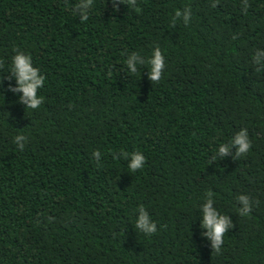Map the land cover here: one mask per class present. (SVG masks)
<instances>
[{"label": "trees", "instance_id": "trees-1", "mask_svg": "<svg viewBox=\"0 0 264 264\" xmlns=\"http://www.w3.org/2000/svg\"><path fill=\"white\" fill-rule=\"evenodd\" d=\"M77 3L0 0V264H264V0H94L84 23ZM16 51L45 76L35 110L14 91ZM242 128L248 153L220 156ZM136 151L133 173L119 156ZM207 193L231 224L218 253ZM140 206L152 235L134 226Z\"/></svg>", "mask_w": 264, "mask_h": 264}, {"label": "clouds", "instance_id": "clouds-1", "mask_svg": "<svg viewBox=\"0 0 264 264\" xmlns=\"http://www.w3.org/2000/svg\"><path fill=\"white\" fill-rule=\"evenodd\" d=\"M117 2H124V0H113V5ZM127 4L129 7L136 9V0H127ZM93 5L94 0H79V3L74 6V9L79 10L81 13L82 23L89 19V10L93 8ZM136 10L138 11L139 9ZM181 16L183 17L184 24L187 26L190 20V9L186 8L183 14L179 10L175 11L173 22ZM137 62L142 61H140L139 56L136 54H133L129 59L124 61L131 74L137 73ZM252 62L258 66V71L264 69V51L257 49L252 56ZM146 66L149 68L150 79L153 82H158L161 79V70L165 67L164 55L159 47L152 49L146 61ZM10 72L16 82L14 91L22 93L21 102L26 104L28 109L35 110L39 108L43 102V97L37 95V93L45 84V76L41 74L39 68L33 66L31 55L16 51V54L11 58ZM22 139H24L23 135H18L13 142L18 143ZM18 146L21 150L24 147L23 144H18ZM230 146L236 147L238 156L248 153L252 145L246 128L240 129L228 144L221 143L216 151L220 156L226 155ZM92 157L99 163L101 152L98 150L93 151ZM120 157L126 159L127 168L129 172L133 173L142 169L146 160L140 151L130 154L122 152L120 153ZM215 158L213 156V159ZM113 159H116V157L114 156ZM239 200L244 205L243 209L238 210L239 214L245 216L251 210L249 197L241 195L239 196ZM214 202L212 194L207 193L204 202L201 204V227L206 230L205 235L212 240L213 248L218 253L220 245L223 243L224 234L231 227V224L226 215L221 214L217 208L213 207ZM137 213L138 215H136L134 223L135 228L145 235L154 234L156 232V224L150 218L146 209L140 206L137 209Z\"/></svg>", "mask_w": 264, "mask_h": 264}]
</instances>
